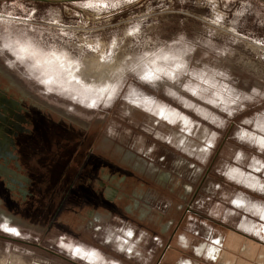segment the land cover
Returning <instances> with one entry per match:
<instances>
[{
	"label": "rangeland",
	"instance_id": "rangeland-1",
	"mask_svg": "<svg viewBox=\"0 0 264 264\" xmlns=\"http://www.w3.org/2000/svg\"><path fill=\"white\" fill-rule=\"evenodd\" d=\"M0 84L23 117L1 157L18 181L0 174V209L20 233L0 216V264H130L122 237L152 264L154 237L69 193L93 151L171 173L179 197L264 246L263 0H0ZM208 218L188 214L193 245L225 236Z\"/></svg>",
	"mask_w": 264,
	"mask_h": 264
},
{
	"label": "flooded vegetation",
	"instance_id": "flooded-vegetation-1",
	"mask_svg": "<svg viewBox=\"0 0 264 264\" xmlns=\"http://www.w3.org/2000/svg\"><path fill=\"white\" fill-rule=\"evenodd\" d=\"M7 93L8 91L0 84V174L11 177L16 182L18 181L16 173L1 162V157L6 156L7 148L13 138L12 135L16 134V130L21 128L23 117L17 112L21 109L18 101ZM94 154L95 156L92 157L93 162L91 161L90 164L85 163L81 166V170L86 171L84 179L82 181L78 180V183L83 188L77 187L75 183H72L69 193L72 192L73 196L74 194L83 196L82 200L84 203L92 202L95 211L101 210L105 212V215L108 213L111 216L118 215L131 218L137 224V230L142 229L154 237L158 241L159 249L153 264L159 263L166 251L171 247H176L178 254L183 253L181 249L187 246L186 239L183 236L187 233L186 219L188 214L196 215L199 218L208 217L194 208L192 199L188 201V197H179L177 193L179 186L175 184V178L173 179L172 174L164 172L161 175L159 181H163L161 182L164 183L165 186H163L160 182L157 183L155 180L150 179L147 175L134 172V169H132L134 163L123 164L110 157L108 158L103 153L93 151ZM132 154L134 153L130 150L125 157H132ZM89 157L91 156L89 155ZM172 184L174 185L173 188H171ZM181 187L190 197L194 195L193 186ZM190 203L191 206H189ZM95 211H92L91 217L94 216ZM0 216L3 228L6 231L9 228H13L16 230L15 232L18 231L20 233V230L13 226V216L2 209H0ZM212 222L215 226L214 229L212 228L214 231L224 229L226 231L225 236L218 243L222 250L225 248L227 236L230 234L231 236L232 234L240 236L244 241H250L244 236V233L229 228L225 223L218 220H212ZM126 235L130 236L129 232H126ZM122 240L123 243L120 249L125 248L129 253L136 249L135 244L129 238L122 237ZM129 246L132 248L128 250ZM202 246L204 245L196 246V251L199 254L206 252L204 253L205 255L211 256L212 254H208L205 248L202 249ZM208 247L213 248L212 246ZM213 250L215 249L213 248Z\"/></svg>",
	"mask_w": 264,
	"mask_h": 264
},
{
	"label": "crops",
	"instance_id": "crops-1",
	"mask_svg": "<svg viewBox=\"0 0 264 264\" xmlns=\"http://www.w3.org/2000/svg\"><path fill=\"white\" fill-rule=\"evenodd\" d=\"M208 235L211 237L209 238ZM215 235L213 237V234L209 232L205 240L202 239V241L193 245L195 242L194 238L191 234L185 233L183 238L186 239L187 246L181 249L183 253L178 254L176 247H171L166 251L159 263L156 264H264V246L261 244L244 241L243 238H238V236L233 234L231 236L230 234L227 236L225 248L222 250L218 246V243L223 239V236L220 238L218 235ZM199 245H204L205 247L212 246L214 249L217 247L215 249L216 255L213 257L207 256L204 253L199 254L195 249ZM130 248L132 247L129 246L128 250ZM122 250L128 252L125 248H122ZM133 253H130L132 257L130 259L132 260L134 259ZM137 254L139 255L138 252ZM132 260H130V264L138 263ZM154 261L155 259H153L152 264ZM118 263L123 264L121 261Z\"/></svg>",
	"mask_w": 264,
	"mask_h": 264
},
{
	"label": "bare ground",
	"instance_id": "bare-ground-1",
	"mask_svg": "<svg viewBox=\"0 0 264 264\" xmlns=\"http://www.w3.org/2000/svg\"><path fill=\"white\" fill-rule=\"evenodd\" d=\"M108 88V86H106V87H104L102 90L103 91H105L106 89ZM159 115L161 116V117H166L167 116V113H166V111H165V109H161L160 110V113H159ZM187 121L185 120L184 121V123H186ZM188 141V140H187ZM189 143V142H188ZM185 145V144H184ZM186 145H187V143H186ZM188 147V146H187ZM257 177H255L254 175H252V174H250L249 175V177H248V183L251 185V186H256V184H257ZM258 186V185H257ZM260 186V185H259ZM255 232H257V233H259L260 235H263L264 236V225H261V227H256L255 229ZM15 233V232H14ZM16 234V233H15ZM220 242V241H219ZM215 247V246H214ZM203 249L205 248V250H207V253L208 254H212L211 256H215V253H216V250H215V252H213L214 250H213V248H209L208 246L207 247H205V246H203L202 247ZM208 248V249H207ZM217 248V247H216ZM215 248V249H216ZM72 251L74 252V254H76V255H81V256H84V257H86L88 260H90V261H94L95 259H94V257H95V254L93 253V252H88V251H86V250H84V249H82L80 246H75V247H73L72 248ZM114 264V263H113Z\"/></svg>",
	"mask_w": 264,
	"mask_h": 264
},
{
	"label": "snow or ice",
	"instance_id": "snow-or-ice-1",
	"mask_svg": "<svg viewBox=\"0 0 264 264\" xmlns=\"http://www.w3.org/2000/svg\"><path fill=\"white\" fill-rule=\"evenodd\" d=\"M84 6L85 7H92V4L91 3H88V4H85ZM5 47H7V45H5ZM86 47L89 48V49L92 48V46L90 44L89 45H86ZM28 48H29L28 45H24V46L21 47V51H25L26 52V51H28ZM101 59H103V57H101ZM7 231L8 232H15L16 230L13 229V228H9V229H7ZM17 235H18V233H17ZM129 235H132V233L129 232Z\"/></svg>",
	"mask_w": 264,
	"mask_h": 264
},
{
	"label": "water",
	"instance_id": "water-1",
	"mask_svg": "<svg viewBox=\"0 0 264 264\" xmlns=\"http://www.w3.org/2000/svg\"><path fill=\"white\" fill-rule=\"evenodd\" d=\"M30 1H39V2H48V3H63V2H71V1H78V0H30Z\"/></svg>",
	"mask_w": 264,
	"mask_h": 264
}]
</instances>
